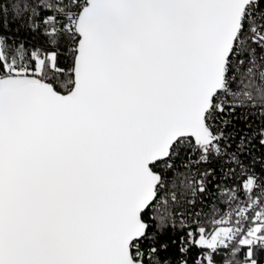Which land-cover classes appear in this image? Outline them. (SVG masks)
Here are the masks:
<instances>
[{"label": "snow or ice", "instance_id": "1", "mask_svg": "<svg viewBox=\"0 0 264 264\" xmlns=\"http://www.w3.org/2000/svg\"><path fill=\"white\" fill-rule=\"evenodd\" d=\"M0 264H264V0H0Z\"/></svg>", "mask_w": 264, "mask_h": 264}]
</instances>
